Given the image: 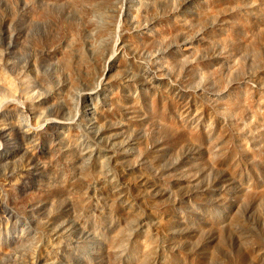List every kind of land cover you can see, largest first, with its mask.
<instances>
[{
	"label": "rangeland",
	"instance_id": "374dc122",
	"mask_svg": "<svg viewBox=\"0 0 264 264\" xmlns=\"http://www.w3.org/2000/svg\"><path fill=\"white\" fill-rule=\"evenodd\" d=\"M163 1L105 0L114 43V8L130 3L160 50L136 43L139 58L114 60L93 108L81 94L108 60L88 50L99 11L0 0V97L14 84L57 120L71 106L80 132L27 150L12 130L0 156V264H264V0ZM152 59L173 77L154 78Z\"/></svg>",
	"mask_w": 264,
	"mask_h": 264
},
{
	"label": "bare ground",
	"instance_id": "6f19581e",
	"mask_svg": "<svg viewBox=\"0 0 264 264\" xmlns=\"http://www.w3.org/2000/svg\"><path fill=\"white\" fill-rule=\"evenodd\" d=\"M81 1L82 2L83 1H88V2L90 1L91 2L92 0H81ZM137 1H143V0H137ZM154 1L157 2V0H154ZM160 1L164 2L163 0H160ZM76 2H78V1H75V3ZM82 2H80V3L82 4ZM91 3H92V7H90L91 11L94 13L98 10L99 12H97V13L99 15L90 20V22H91L90 23L91 35L93 36V38H95V41L91 45V48L88 50L90 52V55L95 59V61H96L97 57L99 58L100 61H104V63H105L106 59H108V60L104 66L102 64L103 67H102L101 71L98 68L99 71L101 72L100 75H97L96 71H93V72H95L94 74H96V76L93 75L95 77L92 76V79H94L96 77L100 78L98 84H95L92 86L90 85L91 87L88 88L89 92L81 94L82 95L81 97H83L84 100H88L91 103V106L93 108H96L97 103H98V93H101L102 89L104 88L103 85L105 83L110 82V78L108 81L107 76H108V72L110 70L109 69V67L111 66L110 64H112V62L114 60L122 59L124 55H130L132 58L134 56L139 58V55H136L132 49V46L134 48V45L136 43L147 46L148 49L151 50L152 53L157 54L160 49L157 47V44H156V43H158L157 39H156L157 34L155 31H153L149 27L150 25H153V23L148 24L150 22V20L147 17H145L144 15H142L139 12V10L137 11L136 8L133 11V13L130 12L131 10H129V9H134V8H132V5L130 3H129V5H125L124 8H123V6H124L123 3H122L123 6L121 5L120 8H117V7L114 8L115 13L116 14L118 13L119 18L122 20V25L119 26V28H118L119 35L121 36V40L118 43L117 42L114 43L112 41V39H113L112 38V32H111L112 30H109L107 28V25H109V22L107 21L108 17H105V14H103L104 13L103 8L106 7L105 0H98L97 2L93 0ZM108 6H107V9L109 8ZM155 7H156V5H155ZM102 10H103V13H102ZM143 11H146V10H143ZM124 26H126L129 30H132V31L123 29ZM104 44H106L107 47L109 46L108 50H107V48L106 49L103 48ZM84 56L85 57L87 56V57L85 58ZM84 56L80 57V63L83 65L82 66L83 69L82 68L81 69H82V71H84V74H86V73L90 74L92 69L90 70L91 67L89 68L88 65L90 63H91L90 65H92V62L89 61L90 58H92V57L89 56L90 58H88L87 54H85ZM158 60L157 59L148 60V62H147L148 66L146 65L147 69L154 78L159 79V80H166V79L168 80L169 76L171 75V73L169 74V68L167 69V65L165 64L166 66H164V64L161 63L162 61L161 60L158 61ZM100 61H99V63H100ZM99 63L96 62L97 65ZM93 65H94V63H93ZM92 74L93 73H91V75ZM86 75H88V74H86ZM172 77H170V78H172ZM172 80H174V79H172ZM175 81H176V79H175ZM7 91L9 92L8 97H0V139H1V141H0V156H1V154H3L2 151L4 149V145H7L12 140V136L14 135L12 133V130L14 132L16 130V134L18 135V137H20L23 141L26 142V146H24V145L23 146L27 150H28V146H27L28 144L27 143L34 142L36 140L37 141L38 140H45L46 138L48 139L49 133L55 134L56 132L60 131V133H62V135H64V136H76V137H77L78 133H80V132H78L79 130L77 127V124L79 121V116L77 115V113L74 111V109L71 106L68 109L69 117L65 118L64 120H57L53 117L49 118V117L43 116L42 115L43 113H40V111H41L40 107H39L40 101L37 102V100L34 97H32L31 95L23 93L22 91H20L17 88L16 85L8 84ZM194 92L201 95L202 90L199 87H196V90ZM201 96H203V95H201ZM23 105L25 107H27V109L29 110V112L31 113V115L33 117H36V118L38 117L37 121L33 125L26 118V116L23 115V113H24ZM44 117H46V118H44ZM13 138H15V137H13ZM73 138H75V137H71V140ZM83 153L86 154L87 150H84ZM0 159H2V158H0Z\"/></svg>",
	"mask_w": 264,
	"mask_h": 264
}]
</instances>
